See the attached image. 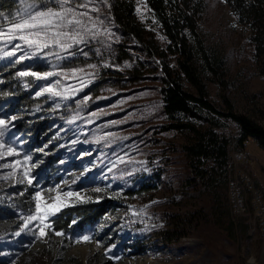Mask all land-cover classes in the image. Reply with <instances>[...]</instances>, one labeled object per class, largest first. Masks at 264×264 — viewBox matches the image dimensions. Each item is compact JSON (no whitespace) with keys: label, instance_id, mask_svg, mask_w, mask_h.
<instances>
[{"label":"rangeland","instance_id":"rangeland-1","mask_svg":"<svg viewBox=\"0 0 264 264\" xmlns=\"http://www.w3.org/2000/svg\"><path fill=\"white\" fill-rule=\"evenodd\" d=\"M136 1L137 19L153 33L155 43L160 48L165 47L167 40L151 19L145 0ZM96 9L95 16L91 17L93 11L87 9L88 16L83 17L84 21H89L85 23L88 32H111L103 8ZM6 26L5 22L0 24V27ZM196 33L204 47L223 56L225 61V87L205 78L209 100L222 108L224 96L230 100L234 112L244 114L264 127V77L258 72L259 63L255 59L250 30L238 21L224 0H205ZM82 34L86 33L82 31ZM16 43L21 44V49L11 61L0 55V66L14 62L8 66L38 72L37 65L66 53L58 48L45 53L44 61L35 60L38 55H33L34 51L23 42L13 41L8 45L13 47ZM5 46V42L0 41V51ZM21 56L29 58L17 63ZM166 59L175 66L173 56ZM41 68H48L42 73L51 72L49 65L42 64ZM72 70L57 71L59 75L48 77L32 92L37 97H44L51 105L50 110H64L65 101L74 97L90 98L89 105L94 100L105 101L103 107L90 112L96 122L92 127L82 123L74 131L58 120L47 130L39 131L35 138L32 132L19 127L20 122L29 127L33 125L34 119L28 117L31 113L27 109L0 106V119L8 122L6 128H0L3 132L0 144L4 145L0 152L11 147L17 153L0 158V212L5 214V208H13L9 212L13 219L0 218V242L11 244L10 251H0V260L3 259L0 263L264 264V149L250 139L241 152L242 157H237L239 152L235 148L231 150L236 176L234 187L242 192L241 199L234 191V198L241 199L235 208L230 183L219 187L217 194L212 196L185 184L180 146L187 141V136L178 131H159L160 124L164 123L159 113V82L140 81L121 88H102L95 97H90L81 85L89 70L83 68L75 73ZM64 81L78 85L67 88ZM3 82L0 69V87ZM49 86L59 95L45 91ZM184 87L193 91L186 82ZM38 92L42 94L37 95ZM74 120L78 121L79 117L75 116ZM103 126L109 128L103 131ZM234 131L235 126L228 123L225 132L231 135ZM118 137L123 141L113 148L109 149L110 144H106L107 149L98 144L100 140L111 141ZM25 157L30 159L26 161ZM16 161L20 163L16 164ZM4 164L13 167L5 168ZM160 167L163 170L157 190L143 196L123 197L119 187L125 183L126 175L121 174L122 171L140 175ZM25 172L33 179L32 185L24 179ZM92 177L97 181L95 187L88 182ZM57 185L60 192L80 194L79 197H63L65 205L77 199L100 200L102 196L106 199L109 196L106 188L114 186L116 189L111 196L123 197L121 207L104 215L88 242L81 237L79 243L68 244L61 236L46 230L47 235L38 239L39 222L32 221L25 228L24 218L35 212V193L41 192L43 211V206L51 204V198L57 194L49 189ZM26 191L23 200L29 204L15 207L13 203L18 204V197ZM239 203H243V210ZM195 212H199V218H194L196 215L191 219L186 217ZM175 226L173 234L165 232ZM137 229L142 231V236L135 232ZM4 238L5 241H1ZM109 256L119 259H109Z\"/></svg>","mask_w":264,"mask_h":264},{"label":"trees","instance_id":"trees-1","mask_svg":"<svg viewBox=\"0 0 264 264\" xmlns=\"http://www.w3.org/2000/svg\"><path fill=\"white\" fill-rule=\"evenodd\" d=\"M224 2L235 13L238 21L250 30L255 59L259 63L258 72L264 77V0ZM28 3H32V0H28ZM77 3H88V7L79 9L80 11L102 7L111 32L84 34L86 42L75 45L66 53L63 52L57 56L58 60L56 58L50 62L44 61L45 53L55 51L58 49L56 47L37 52L38 56L34 59L44 61L37 65L38 72L48 70H43L42 64L49 65L51 72L85 68L89 70V75L82 80L81 85L86 89L84 93L90 97H95L102 88H121L140 81L159 82V113L164 121L160 124L159 131H178L187 136V141L180 146L184 159L185 184L211 196L217 194L219 187H225L227 183L229 186L234 176L231 150L235 148L236 152L242 151L250 139L264 149V127L248 116L234 112L230 100L224 96L222 108L216 107L209 100L205 78L225 87L226 69L223 56L210 52L197 37V20L204 11L205 0H145L151 19L159 26L167 40L163 48L155 43L153 33L137 19L136 0H73V7ZM41 6L54 8L57 4L55 0H37V7ZM23 7L20 0H0V12L9 17L16 16ZM95 12L93 11L91 17L95 16ZM0 22L7 24L4 17H0ZM86 22L89 21L85 20ZM11 48L10 45L3 47L0 55L11 51ZM30 49L36 52L35 48ZM168 56L175 58L174 67L166 59ZM5 58L12 60L11 57ZM13 63L0 66L4 81L0 87V106L10 109L16 107L22 111L19 107H23L31 113L28 117L34 119L33 125L29 127L20 122V129L32 132V136L36 138L39 131L47 130L58 120L74 131L80 128L82 123H87L89 128L96 124L93 120L95 116L90 112L104 106L105 101L94 100V103L89 105L90 98L74 97L65 101L64 110H50V103L32 92L34 87L38 89L47 79L21 77L19 72L29 71L8 66ZM70 82L64 81V85L67 88L78 85H70ZM184 82L193 91L187 90ZM75 116L79 117L78 121L74 120ZM228 123L235 126L234 134L225 132ZM107 128L109 127L103 126V131ZM18 140L16 138V141ZM122 141L123 138L118 137L111 141L100 140L98 144L106 149V144H110V149ZM162 170L161 167L158 170L152 168L147 174L141 172L140 175L122 171L121 174L126 175L125 183L119 187L123 197L143 196L157 190ZM88 182L93 187L97 186L93 177ZM115 189L114 186L106 188L109 195L106 199H102L105 198L102 196L100 200L77 199L69 202L59 213L50 217L48 222L52 227L46 231L51 234L62 232L64 235L61 237L68 244H73L84 236L90 237L104 215L121 207L123 197L111 196ZM26 193L27 191L22 192L18 197V204L11 203L15 207L19 204L27 206L29 203L23 200ZM12 209L5 208L8 214L0 212V218L13 219L9 213ZM194 215V218L200 217L199 212L186 217L191 219ZM176 227L165 232L173 234ZM135 232L140 234L142 231L137 229ZM1 241H5V238ZM9 245L11 244L0 242V251H10ZM2 261L3 259L0 260Z\"/></svg>","mask_w":264,"mask_h":264},{"label":"snow or ice","instance_id":"snow-or-ice-1","mask_svg":"<svg viewBox=\"0 0 264 264\" xmlns=\"http://www.w3.org/2000/svg\"><path fill=\"white\" fill-rule=\"evenodd\" d=\"M21 4L24 5L22 11H19L16 16H6L5 13L0 12V17H4L7 21L6 27H0V41H4L6 46L8 44H12L13 41H21L23 45L28 48H35L36 52L33 55H36L37 52H41L45 49H49L52 47L59 48L61 50L67 51L68 49L73 48L75 45H79L81 43H85V35L82 34L88 32V29L85 26V21L82 17L88 16V11H80L79 9H86L88 7V3H77L75 7H73V0H55V3L58 7H37V0H32V3H28V0H20ZM90 2V0H89ZM90 11H97V9L92 8ZM91 20V18H89ZM95 24V21H91ZM102 23V22H101ZM95 35V33H93ZM21 49V44L16 43L13 45L11 51H7L3 53L5 57H14L16 56V51ZM27 56H21L17 59V63H20L24 59H27ZM89 67H95L94 65H89ZM73 73L77 71H83V69H73ZM19 76H33L37 79H47L50 76L59 75L57 72H19ZM59 83V82H57ZM45 91L51 92L53 95H59L53 91V87L49 86L45 89ZM42 93H37V95H41ZM16 119V117H13ZM8 122L0 119V128H6ZM3 136V132H0V137ZM4 145L0 144V148H3ZM17 155L14 148H7L6 152H0V158L5 156H15ZM30 157H25L27 161ZM19 164V161L15 162ZM3 167H13V165L4 164ZM7 179V177H5ZM24 179L27 180L29 185L33 184V179L30 178L28 172H25ZM23 183V181H20ZM60 188L59 185L54 189H49L51 192H56V196L51 198L53 202L51 204H45L43 206L41 204V192L37 191L33 196V200L36 202L35 212L24 218L25 224L24 227L27 228L28 225L32 221L39 222V234L37 238H41L44 235H47L46 229H50L52 227L51 223H49V219L52 216H55L57 213L61 211V208L65 206L63 197L67 196H75L79 197V193L77 192H60L58 191ZM97 192L101 191V189H96ZM23 231V229H22ZM20 235L19 232L16 233ZM56 236H63L62 232H55ZM84 242H88L90 237L84 236ZM80 241H77L79 243ZM111 251V250H109ZM119 259V257L109 256V259Z\"/></svg>","mask_w":264,"mask_h":264},{"label":"built area","instance_id":"built-area-1","mask_svg":"<svg viewBox=\"0 0 264 264\" xmlns=\"http://www.w3.org/2000/svg\"><path fill=\"white\" fill-rule=\"evenodd\" d=\"M244 150H242V151H239V153H238V155H237V157H242V155H241V152H243ZM235 177L236 176H234L233 178H232V180L230 181V185H231V189L233 188V193H232V195L234 194V191H236L237 192V195H239L240 197H241V199H242V192L240 193L238 190H235V187H234V185H236L235 184V182L233 181L234 179H235ZM240 199V200H241ZM240 200H238V201H240ZM232 201H233V206L235 207V208H237V200H236V197L234 198V195H233V198H232ZM239 206L242 208V210H243V203H239ZM240 210V209H239Z\"/></svg>","mask_w":264,"mask_h":264}]
</instances>
